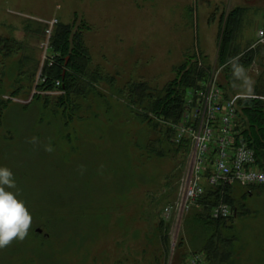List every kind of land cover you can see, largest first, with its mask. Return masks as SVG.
Wrapping results in <instances>:
<instances>
[{
    "label": "rangeland",
    "instance_id": "rangeland-1",
    "mask_svg": "<svg viewBox=\"0 0 264 264\" xmlns=\"http://www.w3.org/2000/svg\"><path fill=\"white\" fill-rule=\"evenodd\" d=\"M238 8V56L258 51L230 77L216 56L223 13ZM57 23L81 34L90 70L102 79L87 96L72 97L79 109L68 123L60 109L46 117L37 97ZM260 30L264 0H0V166L14 173L9 190L33 217L23 241L0 249V264H211L202 251L218 233L231 240L220 264H264V186L232 185L233 203L218 202L230 207L228 219L190 226L193 217L205 219L197 202L181 208L192 134L179 130L181 120L149 114L135 89L144 83L151 98L162 97L177 75L207 64L204 82L237 97L244 117L251 102H239L264 100L254 95L264 77ZM61 94L41 95L52 102Z\"/></svg>",
    "mask_w": 264,
    "mask_h": 264
},
{
    "label": "trees",
    "instance_id": "trees-1",
    "mask_svg": "<svg viewBox=\"0 0 264 264\" xmlns=\"http://www.w3.org/2000/svg\"><path fill=\"white\" fill-rule=\"evenodd\" d=\"M244 13V10L238 8L236 10L230 9L223 13V25L219 34V42L217 48L216 65L223 67L231 72V76L235 74L238 69L249 66L253 63L254 56L258 51L255 49H247L243 56H238L242 53L239 49L240 36V22L239 17ZM71 26L69 24L57 23L51 33L49 41L48 58L43 63L40 78L37 84V90L40 95L37 97L44 99L42 108L47 114L46 117L58 114V110H62V117L65 123L72 117V113L79 107L74 104L72 97L87 96L89 92L94 90L95 82H99L101 75L98 70H90V56L84 47L82 37L79 32L71 35ZM238 43V44H237ZM261 51V50H260ZM206 63L205 58L202 60ZM202 68L186 69L180 76L177 77L166 86L164 95L162 97L151 98V95L145 93L146 86L140 83L136 86V91L139 96L137 103L147 102V109L149 114L156 117L164 118L170 122H178L181 120V115L184 112V103L186 99V92L189 88L191 90L199 89L202 83L209 75L210 68L207 64H203ZM199 67V66H198ZM182 67L181 69H183ZM233 71V72H232ZM58 82V85L56 84ZM254 89V95L264 96V77L258 78ZM134 89V88H133ZM60 90L63 94L55 97V100L49 102L48 95H41L48 91ZM227 97H230L227 93ZM224 95V96H225ZM244 102H251V105L244 108L243 112L238 108L240 124L242 125V133H238L245 139L248 146L253 149L255 153V163L260 170H264V100L255 98L254 100L246 99L239 102L242 105ZM5 102L0 101V120H3L2 111L5 108ZM68 111V113H67ZM244 119V121H243ZM44 119H40V123H44ZM240 127V126H239ZM249 137V138H248ZM184 145L189 147L187 143L175 145L184 148ZM153 151L161 155V152ZM233 184L224 186H205V191L197 200L198 215L202 218L193 217L190 226L217 225L221 224L222 220L228 218L213 219L210 216V209L216 205L220 200L228 203H233L229 198L228 193ZM248 188V187H246ZM250 193V192H248ZM233 208V206H232ZM216 220V221H213ZM200 221H202L201 224ZM213 231V229H212ZM201 232V231H200ZM218 230L214 234H216ZM213 237V236H212ZM210 237L203 247V253H206V260H210L211 264H220L225 262L229 257L228 248H231V240H225L218 233L215 238ZM223 252L220 253L221 250ZM224 258H226L224 260Z\"/></svg>",
    "mask_w": 264,
    "mask_h": 264
},
{
    "label": "built area",
    "instance_id": "built-area-1",
    "mask_svg": "<svg viewBox=\"0 0 264 264\" xmlns=\"http://www.w3.org/2000/svg\"><path fill=\"white\" fill-rule=\"evenodd\" d=\"M258 38L257 44L264 45V30L258 32ZM210 85L202 83L199 89L187 93L178 128L192 134L193 144L181 208H188L203 195L204 180L214 187L233 183L264 186V170L256 167L253 149L235 129L239 120L237 97L228 100ZM230 214V207L223 202L210 209L214 219Z\"/></svg>",
    "mask_w": 264,
    "mask_h": 264
},
{
    "label": "clouds",
    "instance_id": "clouds-1",
    "mask_svg": "<svg viewBox=\"0 0 264 264\" xmlns=\"http://www.w3.org/2000/svg\"><path fill=\"white\" fill-rule=\"evenodd\" d=\"M35 140V138H33ZM46 150L51 151V147ZM15 176L6 166H0V249L10 246L15 240L23 241L32 226L33 217L18 193Z\"/></svg>",
    "mask_w": 264,
    "mask_h": 264
},
{
    "label": "crops",
    "instance_id": "crops-1",
    "mask_svg": "<svg viewBox=\"0 0 264 264\" xmlns=\"http://www.w3.org/2000/svg\"><path fill=\"white\" fill-rule=\"evenodd\" d=\"M27 18V17H26ZM33 21H35L37 24H39V21L38 20H40V18L39 17H32L31 18ZM41 21V20H40Z\"/></svg>",
    "mask_w": 264,
    "mask_h": 264
},
{
    "label": "water",
    "instance_id": "water-1",
    "mask_svg": "<svg viewBox=\"0 0 264 264\" xmlns=\"http://www.w3.org/2000/svg\"><path fill=\"white\" fill-rule=\"evenodd\" d=\"M38 231H40V230H38Z\"/></svg>",
    "mask_w": 264,
    "mask_h": 264
}]
</instances>
